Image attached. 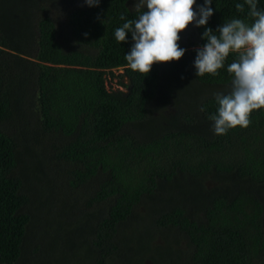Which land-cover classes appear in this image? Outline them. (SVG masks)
I'll list each match as a JSON object with an SVG mask.
<instances>
[{
    "label": "trees",
    "instance_id": "16d2710c",
    "mask_svg": "<svg viewBox=\"0 0 264 264\" xmlns=\"http://www.w3.org/2000/svg\"><path fill=\"white\" fill-rule=\"evenodd\" d=\"M75 1L0 0V264H264V109L225 135L209 119L235 55L197 76L193 23L179 61L132 71L131 0ZM237 3L207 27L247 20Z\"/></svg>",
    "mask_w": 264,
    "mask_h": 264
},
{
    "label": "clouds",
    "instance_id": "9594fccd",
    "mask_svg": "<svg viewBox=\"0 0 264 264\" xmlns=\"http://www.w3.org/2000/svg\"><path fill=\"white\" fill-rule=\"evenodd\" d=\"M196 2L136 0L137 18L126 20L115 29L114 35L123 43L131 33L132 46L125 59L132 71L140 73H150L158 63L179 61L187 51L179 45L180 33L193 23L205 28L202 39L206 41L195 49L197 76L217 75L230 54H234L236 58L227 67L230 91L215 94L217 110L209 116L214 133L225 135L237 126L247 128L252 112L264 109V9H258V0L237 3L235 7L241 13L245 4L248 6V19L227 20L213 31L207 27L214 14L213 0H204L198 12L194 10ZM85 3L94 7L99 6L100 0H85ZM120 19L125 20V16L121 14Z\"/></svg>",
    "mask_w": 264,
    "mask_h": 264
},
{
    "label": "rangeland",
    "instance_id": "374dc122",
    "mask_svg": "<svg viewBox=\"0 0 264 264\" xmlns=\"http://www.w3.org/2000/svg\"><path fill=\"white\" fill-rule=\"evenodd\" d=\"M135 2H136V0H131L130 1V5L129 6L132 9H134ZM84 3H85V0H77V1H75V3H73V5L68 6V7H75V6L82 5ZM59 12L60 11H54L53 10L52 11V14L60 21V19H62V18L56 16L57 13H59ZM187 29L189 30V33L184 36V39L185 40H187V39H189V40L196 39L197 38L196 37L197 36V33H196L195 27L189 25V27ZM113 73H114V77L111 76V75H109V74L106 75V88L108 90H110V91L123 92V93H126L127 94L129 92V88L125 87L124 84H129V82H128L129 79L124 75V71L122 69H114L113 70ZM120 76H123V77L121 78ZM229 89H230V86H227V87L222 88L221 91L227 92V91H229ZM55 141H57V142L60 141V137H58ZM44 144H45V142H44ZM49 156H51V153H48V159L50 160ZM49 160H48V162H50ZM33 162H35V161H33ZM53 164H52L53 167H55L54 169H62L63 166H64V165H58V163H53ZM63 170H62V172H63ZM65 178H66V176L64 177V179ZM60 179L57 178L55 182L58 183V184H60V182H62V178H60ZM59 187H62V185H59ZM59 187H55V192L61 193V190H63V189L62 188H59ZM83 189H85V188H82V190ZM38 224H40V223H38ZM36 231H37V229H36ZM35 234H36V232H35ZM62 241H63V243H65L64 240H62Z\"/></svg>",
    "mask_w": 264,
    "mask_h": 264
},
{
    "label": "water",
    "instance_id": "95a60500",
    "mask_svg": "<svg viewBox=\"0 0 264 264\" xmlns=\"http://www.w3.org/2000/svg\"><path fill=\"white\" fill-rule=\"evenodd\" d=\"M128 82H129V85H131V80L129 79L128 80ZM131 89V86L129 87V90ZM128 95V93L126 94V96Z\"/></svg>",
    "mask_w": 264,
    "mask_h": 264
}]
</instances>
